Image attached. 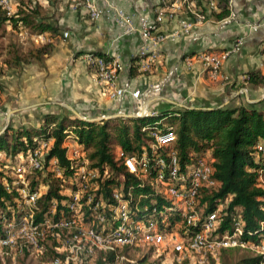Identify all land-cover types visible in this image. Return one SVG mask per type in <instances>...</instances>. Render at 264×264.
Here are the masks:
<instances>
[{
	"label": "crops",
	"instance_id": "obj_1",
	"mask_svg": "<svg viewBox=\"0 0 264 264\" xmlns=\"http://www.w3.org/2000/svg\"><path fill=\"white\" fill-rule=\"evenodd\" d=\"M39 1L46 4V0ZM159 2L65 0L58 9L61 14L56 33H33L20 24L13 27L9 21L2 23L0 134L7 127L37 129L45 113L89 121L137 117V100L129 92L119 100L111 98L112 85L98 79L95 71L83 63L84 54L100 56L113 65V85L128 82L131 90L139 91L143 110L140 117L157 116L156 120L169 118L166 113L177 107L212 108L264 98V85L246 82L249 73H264V0H228L229 14L221 20L210 14H196L192 2L187 8L193 20L184 15L178 0H171L165 7ZM209 2L207 8L217 12L214 1ZM87 5L101 10V15L90 19ZM13 6L10 2V14ZM108 6L130 14L133 29L125 33L117 26L104 12ZM159 9H163L161 21L150 38L142 42L138 14L151 21ZM181 20L189 24L187 30L182 29ZM63 32L67 33L65 37ZM46 43L51 44L50 51L41 54L38 61L30 59L13 66L4 63L8 45L27 53ZM203 54L219 57L215 75L211 76L204 65ZM69 135L64 145L71 156L76 148ZM205 153L208 155V151ZM10 158L0 154L5 163ZM44 189L40 184V193ZM68 189L64 187L62 193L67 194ZM10 255V260L16 262V254Z\"/></svg>",
	"mask_w": 264,
	"mask_h": 264
},
{
	"label": "trees",
	"instance_id": "obj_2",
	"mask_svg": "<svg viewBox=\"0 0 264 264\" xmlns=\"http://www.w3.org/2000/svg\"><path fill=\"white\" fill-rule=\"evenodd\" d=\"M178 1L184 15L191 20L194 17L187 8L189 2L196 7V14L202 17L210 14L216 20H221L229 14L228 0H213L217 12L207 8L209 0ZM162 2L166 4L165 7L171 0H160L158 5ZM11 3H14V9L10 15L5 14L0 4V25L9 21L13 27L20 24L33 33L58 31L57 21L61 14L58 11L61 7L58 0H46L45 5H41L39 0H12ZM50 48L51 44L46 43L27 53H21L13 45H8L4 63L13 66L29 62L30 59L38 61L39 56L48 53ZM246 82L253 86L264 85V73H249ZM167 114L176 119V138L171 148L177 155L181 170L195 156L208 151L211 169L209 179L213 184L200 187L196 195L195 207L200 212V221L220 205L217 223L211 231L212 236L219 238L230 234L234 223L238 222L241 241L257 244L264 240V167L255 148L257 143L264 145V98L253 103L225 104L212 108L177 107ZM156 117H115L89 121L45 113L43 122L37 129L21 127L13 130L7 127L0 134V154L12 157L28 153L37 146L32 141L34 137L49 139L50 142L42 153L41 167L28 176L30 191L37 190L39 184L45 187L35 199L33 223H39L47 216L58 220L75 214L68 210L71 197L62 193V190L64 187L74 189L73 186H66L64 181L72 175L81 159L67 155L68 148L64 145L67 135L70 134L69 139L73 140L76 150L81 153L88 167L97 172L96 188L83 192L78 200L82 223L88 224L90 210L89 205L85 204L88 196H91L92 202L100 197L104 203H108L110 190L120 179L126 184L136 185V178L126 171L123 156L119 152L127 155L140 152L143 148L148 150L151 138L140 128ZM52 161L60 170L62 178L53 175ZM8 166V162L0 159V228L2 217L7 218L10 208H13L16 216L19 214L17 201L20 196L17 189L20 184L15 183V179L10 176ZM133 191L136 195L138 191L148 193L149 189L136 188ZM196 229L197 226L191 230ZM74 232L73 228L64 227L46 229L42 237L35 236L34 249L30 251L24 247L21 253H15L16 263L21 264L34 250L39 264H49L54 258H62L63 253L59 252L61 241ZM129 249L138 250V247H122L117 251L96 249L92 254L93 264H114L117 257ZM152 249L150 246L132 262L124 259L121 264H170L162 263L160 258L148 262ZM238 250H241L239 246L220 247L216 250V261L219 264H257L264 261L263 254L251 255L246 252L236 255ZM4 257L5 263L10 264V258Z\"/></svg>",
	"mask_w": 264,
	"mask_h": 264
},
{
	"label": "built area",
	"instance_id": "obj_3",
	"mask_svg": "<svg viewBox=\"0 0 264 264\" xmlns=\"http://www.w3.org/2000/svg\"><path fill=\"white\" fill-rule=\"evenodd\" d=\"M3 8L5 14L9 15L6 3ZM87 8L90 19H96L101 15V10L91 5H87ZM162 10H157L151 21L138 14L142 42L150 38L151 32L161 21ZM104 12L117 26L123 28L125 33L133 29L130 14L112 6H108ZM180 23L183 30L188 29L189 24L186 21L181 20ZM66 35V32L62 33V36ZM262 46L264 49V42ZM201 58L210 75H215L220 65L219 57L203 54ZM82 60L95 71L98 79L112 85L111 98L119 100L129 92L139 105L140 110L135 115L137 117L143 115L139 91L131 90L128 82H123L119 86L112 84L115 69L110 62L92 54H84ZM144 65L146 66L145 63ZM173 121L171 117L162 116L141 126L140 130L147 132L151 138L148 150L143 148L140 152L127 155L119 152V155L123 156L126 171L136 178V185L126 184L120 179L112 186L108 203H104L100 197L92 202L91 196H88L85 201L90 210L88 224L82 223L78 212L80 207L78 200L83 192L96 188L97 172L88 167L76 149L71 151L70 157L80 158V164L64 181L66 186L74 187L73 190L68 187L67 195L71 197L68 210L75 214L70 218L58 220L47 216L41 222L33 223L32 209L40 193V184L37 190L30 191L28 176L33 170L41 167L40 159L49 145V139L32 138L37 146L24 155L20 153L12 156L8 162L10 176L15 179V183L20 184L17 189L20 196V200L17 201L19 214L16 216L13 208H10L7 218L2 217L0 254L21 253L24 247L32 250L36 244L35 236L42 237L46 229L54 227L73 228L75 232L61 241L63 257L54 258L49 264H73L80 258H92L96 249L117 251L122 247L165 246L180 254L185 251L214 252L220 247L242 246L244 242L239 238L238 222L234 223L230 234L219 238L211 235L217 223L220 205L200 221V212L195 207L196 195L200 187L213 184L209 179L211 169L207 154L204 152L195 156L181 170L177 155L171 148L176 138V126ZM51 126L52 124L49 128ZM255 148L264 167V145L257 143ZM51 171L55 177L62 178L54 161ZM145 187L149 189L148 193L138 191L134 195L133 190ZM195 226L198 229L191 230ZM118 259L119 257L117 261ZM116 262L114 264H117ZM257 264H264V261Z\"/></svg>",
	"mask_w": 264,
	"mask_h": 264
},
{
	"label": "rangeland",
	"instance_id": "obj_4",
	"mask_svg": "<svg viewBox=\"0 0 264 264\" xmlns=\"http://www.w3.org/2000/svg\"><path fill=\"white\" fill-rule=\"evenodd\" d=\"M11 1L12 0H0V4L3 6L4 3H6L7 6L9 7ZM58 2L59 5L63 6L65 0H58ZM262 184L264 185V178H262ZM148 248L149 246H142V247H138V250L129 249L128 251L122 254L123 257L122 256L119 257L116 263L121 264V261L122 260L124 261V259H127L132 262L133 260L138 258L142 253L146 252ZM152 248L153 249L150 252L151 254L147 258L148 262H153L154 260H156V258H160V261L162 263H170V264H219L216 261L217 251L214 252L185 251L180 254H176L172 250H170L169 247L158 246ZM239 248H241V250H238L236 255H240L241 253H246V252L251 255H256V254L264 255V240H260L259 243L257 244L253 242H244L242 246H239ZM59 252L63 253L61 248H59ZM4 256H8L9 258L11 257V255L8 254L7 255L0 254V264H6L5 263L6 258ZM85 263L93 264L94 258H88V259L80 258L76 260L75 263L73 264H85ZM10 264H17V263L14 262L12 259ZM21 264H39V259L36 256V250H34L32 254L28 255L27 258L21 262ZM46 264H48V262Z\"/></svg>",
	"mask_w": 264,
	"mask_h": 264
}]
</instances>
